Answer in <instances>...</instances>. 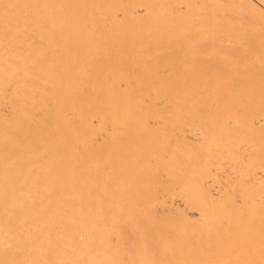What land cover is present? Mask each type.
Listing matches in <instances>:
<instances>
[{
    "label": "bare ground",
    "instance_id": "1",
    "mask_svg": "<svg viewBox=\"0 0 264 264\" xmlns=\"http://www.w3.org/2000/svg\"><path fill=\"white\" fill-rule=\"evenodd\" d=\"M86 1L0 0V264H122L119 256L125 249H132L126 264H203L202 250H221V240L215 242L219 234L232 242L227 244L233 248L235 264H264V250L255 256L243 255L255 247V240L264 244V228L260 233L252 226L256 218L264 220V79L249 77L233 85L211 72L214 82L203 83L202 75L198 80L195 75V81L189 77L191 81L169 86L168 80L160 79L170 69L167 63L153 64L157 67L151 70L149 62L140 61L152 53L145 46L154 42L152 35L162 38L158 43L168 54L177 49L172 54L180 60L191 57L201 40L212 46L204 48L206 57L216 56L229 67L263 76V20L239 15L237 9L228 15L225 5H214L223 7L222 15L212 5L208 12L203 9L205 0L204 7L199 6L203 11L199 13V8L197 18L192 17L194 22L187 16L196 0L174 1L172 9L156 14L139 6L112 16L101 15V0L93 1L97 5L91 11L96 14H91L90 0ZM258 2L264 5V0ZM73 9L80 12L79 17ZM86 12L92 15L93 28L87 25ZM185 12L191 23L182 21L183 28ZM147 14L151 15L143 19ZM115 35L128 37L130 44L134 36H138L136 42L146 37L150 41L138 49L126 48ZM198 38L197 43L192 41ZM182 42L195 45L186 44L184 50V44L182 50ZM225 49L238 54L232 61L225 60ZM157 51L151 57L158 58ZM114 56L122 58L113 62ZM174 64L173 68L183 66ZM96 126L99 129L91 131ZM148 126L161 127L157 132L165 136L162 144L148 146L141 154L157 165L173 157L177 143L196 147L199 157L192 162V177L182 180L183 172L185 177L191 172L188 168L178 173L180 188L195 187L192 200L151 188L145 194L151 197L147 200L141 198L147 192L144 188L141 196L125 200L124 208L118 192L123 182L119 172L109 174L104 155L94 157L86 151L127 127L140 134ZM119 146L122 151L115 158L124 161L119 155L126 152ZM138 166L144 173L143 165ZM155 171V179L168 176L165 167L157 166ZM101 178L110 179L109 185L100 184ZM173 210L197 222L189 234L193 247L153 263L151 255L146 258L140 252L145 243L140 232L151 225L144 211ZM166 221L173 229L169 239L178 234L186 237L189 231L182 229L178 218ZM151 237L159 251L170 249L159 234Z\"/></svg>",
    "mask_w": 264,
    "mask_h": 264
},
{
    "label": "rangeland",
    "instance_id": "2",
    "mask_svg": "<svg viewBox=\"0 0 264 264\" xmlns=\"http://www.w3.org/2000/svg\"><path fill=\"white\" fill-rule=\"evenodd\" d=\"M88 1V0H87ZM86 1V2H87ZM93 1H95V0H90V1H88V5H90V7H91V9L89 8V6H88V8L90 9V12H92L91 14H93V15H95L96 13L94 12L93 13V11H91V10H93L92 9V7L93 6H96L97 5V1H96V5H95V2H93ZM175 1V2H179V4H181V3H185L186 1L187 2H192V0H101L100 2H99V0H98V2L99 3H101L100 4V6H102V8L101 9H99L100 11H101V15L102 16H112V15H116L117 13H120L122 10L124 11V12H129L131 9H135L136 7H139V6H146V7H148V10H152L151 12H153V14H156V13H159V12H161V11H163L162 9H164V8H167V9H172L173 8V5H175L176 3L173 2ZM202 1L203 2H205L206 3V7H204V3H202ZM199 0V2L196 0V6H193L191 9L189 8V10H192L193 8H194V11H195V8H197L196 10V12H194L193 10V12H191V11H189V12H191V13H189L188 14V16H187V12H185V14H184V17H185V19H183V20H181V22L180 23H182L181 24V27H183L182 25H184L183 24V22L182 21H185L186 23H191V22H189L191 19H192V17L193 18H197V17H195V15H198V9L200 8L199 6H200V4H203L202 5V7H204L203 9H206V11H212V10H215L216 8H217V6H223V7H225L226 6V8H224L225 10H227V7H228V10L225 12L226 14H231L229 11L230 10H235V9H237L235 12L236 13H238L239 15H243V14H245V15H250V16H254V17H257L259 20H263L262 22H264V5H262L261 3H259L258 2V0ZM86 2H85V4H86ZM91 4H90V3ZM193 2H195L194 0H193ZM93 3H94V5H93ZM98 3V4H99ZM170 3H172V4H170ZM199 3V5L197 6V4ZM211 3V4H210ZM259 3V4H258ZM209 4V5H208ZM253 4H255V5H259V7L261 8V10H258L256 7H254V5ZM210 5H212V6H214V5H217V6H214V7H212V10H210L208 7H211ZM225 5V6H224ZM262 5V6H261ZM86 6L87 5H85V6H83L84 7V10L86 11L87 10V8H86ZM216 7V8H215ZM223 7H218L217 9H216V11H217V13H219V14H221V8H223ZM229 7L231 8V9H229ZM86 8V9H85ZM88 9V10H89ZM219 9V10H218ZM78 10H80L81 11V9H79L78 8ZM78 10L76 9V11L77 12H75L74 11V9H73V13H78V15H77V17H79V14H80V12H78ZM83 10V9H82ZM158 10H161V11H159V12H157ZM239 10V11H238ZM99 11V12H100ZM201 11H203L202 10V8H200V12L199 13H201ZM223 11V10H222ZM241 11V12H240ZM90 12H86L87 13V17H88V13H90ZM98 12V13H99ZM150 12V13H151ZM231 12H233V11H231ZM72 13V14H73ZM223 13V12H222ZM224 13V14H225ZM241 13V14H240ZM100 14V13H99ZM207 14V13H206ZM225 14V15H226ZM233 14V13H232ZM237 14V15H238ZM74 16H75V14H73ZM85 15H84V17H85ZM90 15V14H89ZM150 16L151 14H147V15H144L142 18L143 19H146V18H149V17H147V16ZM222 15V14H221ZM234 15H235V13H234ZM155 16V15H154ZM189 17L190 18V20H189V18H187V17ZM191 16V17H190ZM233 16V15H232ZM76 16H75V18H77ZM86 17V20H87V25L89 26L90 24V28H93V23L91 22V17H92V15H90V17H88L87 18ZM95 17V16H94ZM93 17V18H94ZM183 17V18H184ZM96 18H97V16H96ZM91 19V20H90ZM189 20V21H188ZM88 21H90V22H88ZM93 21V20H92ZM141 21V20H140ZM138 22V23H141V22ZM143 21V20H142ZM192 22H194L195 20L194 19H192L191 20ZM179 22V20L178 21H176V23H178ZM184 22V23H185ZM185 23V24H186ZM142 24V23H141ZM140 24V25H141ZM178 25H180L179 23H178ZM178 25H177V27H178ZM213 25V27H214V24H212ZM185 26V25H184ZM172 27H173V29H174V25H172ZM175 27H176V24H175ZM176 27V28H177ZM209 27L211 28V26L209 25ZM179 28V27H178ZM183 28H185V27H183ZM215 30H217V28H216V25H215ZM220 28H218V30H219ZM214 31V30H213ZM213 31H212V33H213ZM216 32V31H215ZM204 33H206L207 34V32L205 31ZM211 33V34H212ZM218 33V32H217ZM210 34V33H209ZM208 34V35H209ZM217 35H219V36H221V34H217ZM238 35V34H237ZM237 35H236V37H237ZM116 36V39H119V41L122 43H125L124 44V46H126V48H127V46H130V45H133L132 47L134 48V49H138V48H141L142 47V45H143V43L144 42H146L147 40H149V39H146V38H148V37H146L145 38V41H140L141 40V38H140V40L138 41V42H136L137 40H138V36H136V39H135V36L132 38V44H130V42L131 41H129L130 39L128 38V37H126V36H124V35H118V37H117V35H115ZM240 37H243V35L242 34H240L239 35ZM239 36H238V38H239ZM151 37H153V40H154V42H161V40L160 39H158V38H161V37H159V36H151ZM81 38V40H86V39H89V37L87 36V37H85V38H82V37H80ZM154 38H157L158 40H156V39H154ZM217 38H219V37H217ZM79 39V38H78ZM78 39H76V40H78ZM162 39V38H161ZM200 38H198V39H195V40H192L194 43L197 41V40H199ZM202 39V38H201ZM241 39V38H240ZM243 39V38H242ZM126 40L128 41L127 43H126ZM133 40H136V41H133ZM144 40V39H143ZM150 41V40H149ZM77 42V41H76ZM136 42V43H135ZM151 42H152V44H154V45H152L151 44ZM150 42V44L149 45H145V44H147L148 43V41H147V43H144V45L145 46H147L149 49H150V53L152 52V53H155V51H157L156 49H159V51H157L156 52V55H157V53H158V55L159 56H161V58L158 56V58L156 57V56H154L155 54H153V56L151 57V55H152V53H151V55H150V57L149 58H147V59H145V60H140V61H142V64L145 62H149L147 65L148 66H150V68H151V70L154 68V67H157L156 65H162V64H165V63H167L166 65L167 66H169V68L171 69V71H170V69H169V71H168V73L166 74V76H163V77H161L160 79L162 80H164V81H167V83H169V86H170V84L172 85L174 82H179V81H182V82H187V81H191V79H192V77L194 78V76H195V79L196 80H198L199 79V77L201 76V78H202V81H203V83L204 82H214L213 80H214V78H212L211 77V75L209 76V74H212L211 72H214V73H216L217 75L219 74L220 76H218V77H221V78H219V79H221V80H224L225 81V83H233V85L240 79V80H242V79H245L246 81L247 80H249V77H251V79H255V78H252V77H257V79H264V75L262 76L258 71H250L249 69L248 70H246V72H245V70H243V69H245V68H240V67H236V66H228V65H226L225 63H223V61L222 60H219V61H217V58H216V56H214V58H211V57H209V56H205V51L206 50H209L212 46L211 45H209V44H207L206 42H202L201 43V40H200V42H196L197 44V46L194 44V43H192V45H190V44H188V43H190V42H188V40H187V42L188 43H186V44H188V47H190L191 46V48L193 47V44L195 45V47L197 48H193V49H195L194 50V52H193V55L191 56V57H186V58H183L184 60H182V62H181V60L175 55V54H172V53H176V51H178L177 49L175 50V51H171L169 54H168V52H166V51H163L162 50V46H161V44H155L153 41H151ZM186 42V41H185ZM185 42H184V44H185ZM75 43V42H74ZM184 44H183V42L180 44V49H182L183 50V47H184ZM186 44H185V47H184V50L186 49ZM199 45V46H198ZM139 46V47H138ZM153 46H154V48H153ZM125 47H123V49H126ZM191 48H189V49H191ZM200 48V49H199ZM204 48H206L205 49V51H204ZM123 49H119L118 50V52H121L122 53V50ZM189 49H187V50H189ZM203 49V50H202ZM162 50V51H161ZM202 50V51H201ZM128 51H129V49H128ZM154 51V52H153ZM223 51H225V53H223V55L227 58H229V60H233V56H237V54L238 53H235V52H232V53H230V51H227L226 49L225 50H223ZM161 52L163 53H165L164 55L163 54H161ZM196 52V54H194ZM202 52L204 53V56H202L203 54H202ZM226 52H229V53H226ZM120 53V54H121ZM160 53V54H159ZM199 53V54H198ZM234 53V54H233ZM202 54V55H201ZM166 55V56H165ZM172 55V56H171ZM197 55V56H196ZM199 55H201V56H199ZM127 56V55H126ZM170 56V57H169ZM224 56H223V58H224ZM155 57H156V60H154V62L152 63V60L153 59H155ZM165 57H167V58H169V61H168V59H164ZM206 57V58H205ZM120 58H122V57H117V56H114L113 58H112V60H113V62H117V60L118 59H120ZM177 58V59H176ZM228 58L227 59H225V60H228ZM239 58H242V57H239ZM239 58L237 59V61L239 60ZM117 59V60H116ZM165 60V61H164ZM236 60V59H235ZM241 61V59L239 60V62ZM180 63V64H183V66L181 67V66H179L178 65V67H174V68H181V70H179V69H177V70H179V72L178 71H174V68H173V66H175V64L174 63ZM230 62V61H229ZM151 63V64H150ZM153 64H156V65H154L153 67H151V65H153ZM222 64V65H221ZM227 67V68H226ZM235 67V68H234ZM183 68V69H182ZM197 68V69H196ZM207 69V70H206ZM241 69V70H240ZM211 70V71H210ZM181 71V72H180ZM219 73H218V72ZM236 71V72H235ZM241 71V72H240ZM249 73H248V72ZM170 72V73H169ZM258 72V73H257ZM180 73V74H179ZM199 73V74H198ZM202 73V74H201ZM246 73H248V75L246 74ZM252 75H251V74ZM203 74L205 75V77H207V78H204L203 77ZM240 74V75H239ZM245 74V75H244ZM238 75V76H237ZM258 75V76H257ZM246 76H247V79H246ZM168 77V78H167ZM172 77V78H171ZM189 77H191V79L189 78ZM198 79H197V78ZM262 77V78H261ZM169 78H170V81H169ZM204 78V79H203ZM237 78V79H236ZM166 79V80H165ZM178 79V80H177ZM188 79V80H187ZM195 79H192V80H194L195 81ZM172 80H174V81H172ZM211 80V81H210ZM229 86H232V84H229ZM149 127V126H148ZM148 127H144V128H147V129H149L148 131L147 130H143V132H141L140 134H139V132L136 130H134V129H132V128H125V129H123L120 133H117V134H114L115 136L114 137H112L111 139H105V140H103V141H101V142H99L97 145H92V146H89V148H88V150H86V151H89V152H93V155L95 154V156L94 157H98V155L99 154H102V155H104L103 156V163H105L107 166H108V173L109 174H113V173H118L119 175V179H122L123 180V182L124 181H127L126 183L128 184V182H130L131 183V186H127V184L126 183H123L122 182V180L120 181L119 180V182H122L121 184H120V188H119V195H120V200L122 199L123 200V203L121 204V206L122 207H126L125 206V200H128V199H131L130 198V196L132 195V198L134 197V196H141V193H140V190H143L144 188H147V189H144V191H146L147 190V192L146 193H142V197L141 198H145V199H150L151 197L150 196H147V195H145V194H148V192H150V191H148V188H151V189H157L158 191H170L171 193H180V194H184V195H186L187 196V198L188 199H190V200H192V196H195V187L193 186V187H191V185H189V188H188V191H186L184 188L182 189V188H180V186H179V176H178V173L179 172H181V170L183 169H186V172L190 169V171L191 172H188L189 173V175H188V177H185V176H183V175H186V174H183V173H185V172H183L182 173V180H183V178H189V176L190 175H192L193 174V172H192V169H191V166L192 165H194V164H192V162L194 161V160H196L199 156L197 155L198 153H196V150H195V148L196 147H194L193 145H191V146H188V145H185L184 143L183 144H180V146L178 145V143L176 144V147L174 148L175 150H174V154H172L173 155V157H172V159H171V157H170V159H168L167 160V162L166 163H164V164H162V165H157L156 163H154V162H151L150 160H146L145 158H143L142 156L143 155H141L144 151H146L149 147L148 146H152V145H157L158 146V143L160 142H163V140H161V139H163L165 136L164 135H161L160 134V132H157V131H159L160 130V128L161 127H154L153 129L158 133V134H156V133H154V130L153 129H150V127L148 128ZM152 128V127H151ZM159 128V129H158ZM96 129H99L98 128V126H96V127H91V131H94V130H96ZM157 129V130H156ZM145 132V133H144ZM157 135H159V137L157 136ZM160 135H161V138H160ZM162 136H163V138H162ZM158 138H160V139H158ZM158 142V143H157ZM162 144V143H161ZM160 144V145H161ZM119 145H123L121 148H124V151L126 152V154H120L119 156H124L123 158L125 159L124 161H117L116 160V158H115V156H116V154H118L119 152H121L122 150H118L117 148H119L120 146ZM95 146V147H94ZM94 149V150H93ZM117 149V150H116ZM195 151H194V150ZM90 150H93V151H90ZM139 152H140V154H139ZM165 153V152H164ZM197 155V157H195ZM196 159H195V158ZM102 159V158H101ZM192 160V161H191ZM191 161V163L190 164H188L189 162ZM195 162V161H194ZM193 162V163H194ZM197 162V161H196ZM195 162V163H196ZM124 164V165H123ZM138 165H143V168H144V170H145V172L143 173V172H141L140 173V171L138 170V168H137V166ZM166 165V166H165ZM118 166H120V167H118ZM125 166V167H124ZM157 166H159V168H161V167H165V170H167L168 171V176L166 177V178H159V179H155V177H156V175L154 176V178H153V173H154V171H155V169H156V167ZM190 166V167H189ZM139 167V166H138ZM169 167H170V169H169ZM186 167V168H185ZM187 168H188V170H187ZM193 168V167H192ZM122 169V170H121ZM169 169V170H168ZM120 170V171H119ZM171 171V172H170ZM193 171H194V169H193ZM156 172V171H155ZM187 173V174H188ZM192 173V174H191ZM180 176H181V174H179ZM187 176V175H186ZM192 176H190V178H191ZM157 178V177H156ZM189 178V179H190ZM189 179H188V181H189ZM109 180L110 179H108V178H101L100 179V184H102V185H109L108 183H109ZM145 182H144V181ZM118 182V181H117ZM129 183V184H130ZM142 183H143V186H139L140 184L142 185ZM182 189V190H181ZM139 192V193H138ZM136 194V195H135ZM134 195V196H133ZM145 195V196H144ZM144 201V200H143ZM189 201V200H188ZM130 211H132V212H135L136 210L135 209H131ZM145 212V214H147L148 215V217H150V220H151V225H150V227L148 228V231H147V228H145L144 230H143V232H140V236H141V239H142V242L144 243V241H145V243L143 244V248H142V250H140V252L141 253H143V254H145L144 256L146 257V258H149V256L151 255V257H152V259L150 260V261H153V263H156V262H162L163 260L164 261H167V259H169V258H167V257H169L170 255L171 256H174L175 254L174 253H178L180 250H186V249H190L189 247H193V245H191L192 243H191V240H192V236L191 235H189L190 233H192L191 231H193V229L195 228V227H197V222L195 221V220H186L182 215H181V212L180 211H176V210H173V211H170V212H164V213H153V212H149V211H144ZM256 217H260V216H256ZM174 218H178L179 220H180V224H181V226H182V229H183V227H185L186 228V232H187V230L189 231L188 233H186L187 235H185L186 237H183V238H180L181 237V235L180 234H178L176 231V234H178L177 235V238L176 237H172L171 239H169L168 237H167V235L168 234H171V233H173V229H172V227H170V226H168L167 225V221L166 220H168V219H174ZM261 218V217H260ZM253 219H255V216L253 217ZM259 218H256V220L254 221V223H256V221H257V223L256 224H252V226H253V228H254V230L256 229H258L257 231L259 232L260 231V233H261V231H262V229L264 228V220H261V219H259ZM263 221V222H262ZM192 222L194 223V224H192ZM259 222V223H258ZM262 222V223H261ZM178 223V224H179ZM263 225L262 227L260 226L261 224ZM196 224V225H195ZM193 225V226H192ZM260 226V227H259ZM256 227V228H255ZM258 227V228H257ZM261 228V230H259ZM191 230V231H190ZM256 231V232H257ZM263 231H264V229H263ZM262 231V232H263ZM149 232H152V233H154L155 235H158L159 234V236H160V238H162L163 239V242H164V246H167V247H169L170 249H167V248H165L166 249V251L165 250H161V251H159L156 247H154L153 246V244L155 243V244H157L156 243V241L155 242H153L152 244H151V242L150 241H152V240H150L149 238H152L151 237V235L153 236L154 234H152V233H150V235H149ZM174 232V233H175ZM224 232V231H223ZM257 232V233H258ZM148 233V234H147ZM256 233V234H257ZM180 236V237H179ZM191 237V238H190ZM216 238H219V239H216ZM216 238H215V242L217 243L218 241H220L221 240V245H218L219 247H221V250H212L213 248H208V249H204V250H202V252L200 253L201 255H203L204 257V259L203 260H206L205 261V263H203V264H235V262L234 261H232V259H233V257H235V255H234V253H233V248L232 247H229L230 245L229 244H227V243H232V242H229V240H227V238H225V236L224 235H222V234H219L218 235V237L216 236ZM154 239V238H153ZM184 239V240H183ZM148 240V241H147ZM217 240V241H216ZM223 240V241H222ZM147 241V242H146ZM134 242V241H133ZM132 243V242H131ZM219 243V242H218ZM223 243H225L224 245H223ZM255 243H257V244H255ZM133 244V243H132ZM152 245L151 247L149 246V245ZM227 244V245H226ZM254 244H255V247L253 248V249H251L250 251H248V253H247V251H243L245 254H243L244 256L247 254H249V255H251L252 254V256H255L254 254H259L260 252H262L263 250H264V244H263V242H262V240H260V239H257V240H255L254 241ZM134 245V244H133ZM133 245H130V248H131V246H133ZM136 245H137V242H136ZM136 245L134 246V247H136ZM134 247H132L133 249H135ZM222 247H223V249H222ZM128 250V251H127ZM125 249L121 254H120V258H119V260H120V263H122V264H126L127 262H128V259L130 258L129 256V251L130 252H132V249ZM171 253H173V255L171 254ZM167 254V255H166ZM170 254V255H169ZM132 255H133V253H132ZM169 255V256H168ZM246 255V256H247ZM248 255V256H249ZM213 259H217V261H210V260H213ZM236 259V257L234 258V260ZM208 261V262H207ZM234 262V263H233ZM262 263V262H261ZM260 263V264H261ZM187 264V263H186ZM190 264V263H189ZM258 264V263H257ZM263 264V263H262Z\"/></svg>",
    "mask_w": 264,
    "mask_h": 264
}]
</instances>
